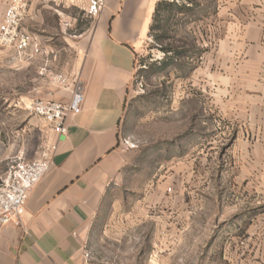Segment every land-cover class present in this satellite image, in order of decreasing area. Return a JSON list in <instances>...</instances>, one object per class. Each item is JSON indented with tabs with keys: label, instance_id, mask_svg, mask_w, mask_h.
I'll use <instances>...</instances> for the list:
<instances>
[{
	"label": "crops",
	"instance_id": "obj_1",
	"mask_svg": "<svg viewBox=\"0 0 264 264\" xmlns=\"http://www.w3.org/2000/svg\"><path fill=\"white\" fill-rule=\"evenodd\" d=\"M9 1L0 0V21ZM27 1L22 28L42 52L29 61L12 56L8 62L15 72L38 63L36 73L43 79L33 84L28 102L68 104L77 89L83 100L78 114L67 115L64 136L45 123V142L56 151L29 195L20 224L0 229V264H89L84 242L108 206L110 187L122 183L129 164L130 155L119 140V120L135 56L147 39L159 0H106L80 34H68L67 25L59 23L55 36L49 26L27 23L37 9L36 0ZM239 1L243 7L233 17L249 18L219 41L221 66L216 69L223 84L204 90L219 109L227 136L235 128L230 147L220 154L219 171L213 169L220 183L210 179L201 189L188 155L173 162L168 195L163 184L157 185L146 189L140 202L146 217L149 209L159 214L153 239H172L178 246L203 240L205 264H212L217 246L221 264H264V0ZM4 62L0 51V73ZM227 136L220 143L228 142ZM8 158L0 144V175Z\"/></svg>",
	"mask_w": 264,
	"mask_h": 264
},
{
	"label": "rangeland",
	"instance_id": "obj_2",
	"mask_svg": "<svg viewBox=\"0 0 264 264\" xmlns=\"http://www.w3.org/2000/svg\"><path fill=\"white\" fill-rule=\"evenodd\" d=\"M159 1L163 6L156 29L135 56L133 79L119 120V140L130 155L129 164L122 183L110 187L108 206L84 242L89 264H156L163 258L165 264H205L203 240L182 241L178 246L172 239H153L159 214L149 209L146 217L140 202L145 190L157 185L163 184L168 195L172 164L188 155L201 189L210 179L220 183L213 169L219 171L220 154L230 147L235 128L227 136L220 111L210 104L204 90L223 84L217 78L221 66L217 45L249 17H233L243 7L239 0ZM35 3L37 9L27 23L49 26L53 36L59 35V23L67 25L71 35L89 25L87 0ZM0 51L5 60L0 73V144L10 165L17 158L34 160L46 141V124L27 110L29 91L43 78L36 73L38 63L15 72L8 62L12 52ZM223 135L228 142L220 143ZM125 141L136 147L128 148ZM218 251L217 246L212 264H221Z\"/></svg>",
	"mask_w": 264,
	"mask_h": 264
},
{
	"label": "built area",
	"instance_id": "obj_3",
	"mask_svg": "<svg viewBox=\"0 0 264 264\" xmlns=\"http://www.w3.org/2000/svg\"><path fill=\"white\" fill-rule=\"evenodd\" d=\"M105 6L106 0H87L86 16L89 19L97 17ZM27 12V0H10L0 21V48L10 50L14 59L20 62L29 61L42 52L36 39L22 28ZM58 81L61 84L65 82L61 77ZM82 100L83 96L77 89L68 104L35 99L30 101L27 110L46 123L54 134L64 136L67 132L66 117L70 113H79ZM125 146L130 149L136 147L128 141H125ZM55 151V145L45 142L37 159L26 161L17 158L0 175V229L10 223L20 224L29 195L49 170Z\"/></svg>",
	"mask_w": 264,
	"mask_h": 264
},
{
	"label": "trees",
	"instance_id": "obj_4",
	"mask_svg": "<svg viewBox=\"0 0 264 264\" xmlns=\"http://www.w3.org/2000/svg\"><path fill=\"white\" fill-rule=\"evenodd\" d=\"M162 6H163V2L162 1L157 2V4L155 5V9H154V12H153V15H152L151 25L149 27V32H148L149 36H152L153 32L156 29V17L158 16Z\"/></svg>",
	"mask_w": 264,
	"mask_h": 264
}]
</instances>
